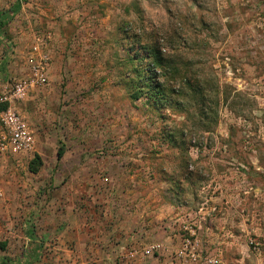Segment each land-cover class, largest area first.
Masks as SVG:
<instances>
[{"label":"rangeland","instance_id":"1","mask_svg":"<svg viewBox=\"0 0 264 264\" xmlns=\"http://www.w3.org/2000/svg\"><path fill=\"white\" fill-rule=\"evenodd\" d=\"M0 10L15 13L0 39V96L30 78L39 38L49 58L48 84L0 104L34 140L0 152V260H50L73 217L108 225L107 206L138 196L129 181L140 173L167 181L158 194L175 214L216 206L264 260V0H0ZM187 240L222 264V248L206 255L198 233ZM152 245L147 255L163 247Z\"/></svg>","mask_w":264,"mask_h":264},{"label":"crops","instance_id":"2","mask_svg":"<svg viewBox=\"0 0 264 264\" xmlns=\"http://www.w3.org/2000/svg\"><path fill=\"white\" fill-rule=\"evenodd\" d=\"M148 162L145 161L138 168L143 166L148 172L151 168L155 171L156 164ZM131 165L134 168V164ZM109 167L111 169L110 165L105 166V169ZM159 168L167 171L164 164L159 165ZM132 175L129 182L139 188L138 196L132 194L114 198L111 206H107L108 211L104 213L108 221L106 226L95 219L83 227H75L74 217L70 214L68 219L72 218V222L68 223L67 236L64 234L60 244L53 246L52 258L42 259L41 264H187L185 260L178 259L176 254L183 247L185 237L197 233L201 236L204 254L214 253L222 248V264H264L263 258L254 253L252 255L249 251V230L222 224L224 222L216 219V214H212L216 206L199 207L195 211L182 207L175 214L158 194V190L161 191L163 187L158 188L157 185L167 181L146 179L142 173ZM118 181L123 186V180ZM145 188L147 190H143ZM201 199L208 200L207 197ZM257 230L262 231L259 227ZM156 242L163 245L160 252L156 255L145 254V249ZM24 258L25 256H6L0 260V264H23Z\"/></svg>","mask_w":264,"mask_h":264},{"label":"built area","instance_id":"3","mask_svg":"<svg viewBox=\"0 0 264 264\" xmlns=\"http://www.w3.org/2000/svg\"><path fill=\"white\" fill-rule=\"evenodd\" d=\"M44 43L39 38V56L32 68V75L26 80H19L14 83L10 92V98L0 96V104L5 101L22 99L27 96L30 89L36 84L45 86L49 82V58L42 50ZM38 51V48H35ZM32 132L28 123L15 110L8 108L0 111V152H28L33 147ZM160 245H152L145 249V254H151L152 250H158ZM178 258H185L191 262L202 261V255L197 249L196 244L187 240L183 247L177 252ZM205 264H220L218 257H205Z\"/></svg>","mask_w":264,"mask_h":264},{"label":"trees","instance_id":"4","mask_svg":"<svg viewBox=\"0 0 264 264\" xmlns=\"http://www.w3.org/2000/svg\"><path fill=\"white\" fill-rule=\"evenodd\" d=\"M14 15H15V13L6 12V11L3 12L0 10V39L4 40L5 26L14 17ZM155 54H157V53H155ZM6 63H7V59L3 60L2 64L5 65ZM159 63L161 64L160 60H159ZM64 152H65L64 146H60V148L58 149V152H57V156L59 159H61L63 157ZM41 165H42V161L37 156V161L34 160L30 164V171L33 173L39 172V168Z\"/></svg>","mask_w":264,"mask_h":264}]
</instances>
